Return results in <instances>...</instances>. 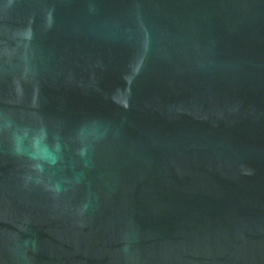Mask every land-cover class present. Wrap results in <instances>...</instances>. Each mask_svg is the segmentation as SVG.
<instances>
[{
  "label": "water",
  "instance_id": "obj_1",
  "mask_svg": "<svg viewBox=\"0 0 264 264\" xmlns=\"http://www.w3.org/2000/svg\"><path fill=\"white\" fill-rule=\"evenodd\" d=\"M0 264H264V0H0Z\"/></svg>",
  "mask_w": 264,
  "mask_h": 264
}]
</instances>
